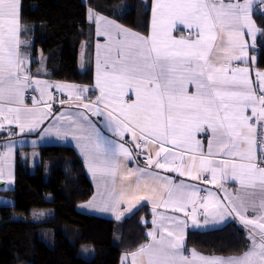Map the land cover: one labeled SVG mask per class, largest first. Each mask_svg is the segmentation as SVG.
I'll list each match as a JSON object with an SVG mask.
<instances>
[{
	"label": "snow or ice",
	"instance_id": "6c2138e0",
	"mask_svg": "<svg viewBox=\"0 0 264 264\" xmlns=\"http://www.w3.org/2000/svg\"><path fill=\"white\" fill-rule=\"evenodd\" d=\"M251 4L252 0L244 3L156 0L150 35L131 32L114 21H107L104 31L99 33L108 36L109 44L103 68L99 54L97 60L96 87L100 95L95 104L104 105V109L95 107L94 114L104 115L109 130L117 136L130 133L132 140L142 142L144 147L155 146L156 159L149 152V165L193 180L201 179L202 173H210V183L229 178L239 183L234 196L219 199L208 192L201 198L195 185L177 184L143 168L125 172L121 158L131 159V153L123 143L105 138L90 123L85 127L83 122L73 121L81 133L74 138L88 170L94 177L99 176L107 189V196L100 203L90 202L89 207L113 212L119 220L124 215L119 211L121 203H126L125 211L131 213L142 200L153 202L154 229L148 233L151 242L131 254L132 264H264V167L259 166L256 154L257 126L261 129L259 146L264 151V72L256 73V88L247 67H232L233 61L245 60L248 55L244 30L252 36L253 47L255 34L261 31L252 21ZM19 21L20 0H0V128L7 122L16 124L24 133L43 123L50 106L45 104L41 109L35 100L33 107L24 104V91L30 86L31 78L25 74V60L19 52ZM179 26L189 30L188 37L173 36ZM31 83L49 87L39 80ZM189 85L195 91L190 92ZM38 90L43 100L45 89ZM129 91L135 94L130 103L125 100ZM82 106L93 109L91 104ZM248 109L251 116L246 115ZM53 131L57 136L69 134L59 127L45 129L43 134ZM209 133L205 154L197 136ZM12 152L9 145L0 154V160L9 159ZM219 156L223 158L218 159ZM3 176L4 170L0 168V179ZM8 176L11 183V172ZM118 176L121 181L136 176L135 188L121 183L117 189ZM141 191L147 194L139 195ZM189 204L192 205L190 218L196 227H201L196 219L197 206L203 209L204 225L235 217L249 226L252 241L249 249L240 256L227 258L203 256L194 249L190 258L184 256L187 220L158 213L157 208H171L187 217ZM249 209H258V216L249 218Z\"/></svg>",
	"mask_w": 264,
	"mask_h": 264
},
{
	"label": "trees",
	"instance_id": "16d2710c",
	"mask_svg": "<svg viewBox=\"0 0 264 264\" xmlns=\"http://www.w3.org/2000/svg\"><path fill=\"white\" fill-rule=\"evenodd\" d=\"M23 1L30 13L24 26L30 31L33 54H44L49 77L88 85L93 83L94 68L80 69L79 51L84 40L94 41L92 10L146 33L152 2ZM120 7L122 13L116 9ZM254 19L261 30L257 64L264 71V3L254 11ZM5 139L0 135V142ZM93 194L86 165L73 147H41L36 164L28 153H19L14 187L0 192L14 200L13 206H0V264H120L122 254L134 250L133 244L144 242L148 235H142L144 227L137 212L123 222L80 212L78 205ZM36 208H50L53 213L41 221L33 220ZM186 245L208 255H242L250 240L244 226L231 223L218 231L190 232Z\"/></svg>",
	"mask_w": 264,
	"mask_h": 264
},
{
	"label": "crops",
	"instance_id": "0c3cea01",
	"mask_svg": "<svg viewBox=\"0 0 264 264\" xmlns=\"http://www.w3.org/2000/svg\"><path fill=\"white\" fill-rule=\"evenodd\" d=\"M147 1V0H146ZM156 0H152L151 8H150V16H149V26L148 31L142 32L132 28L121 22L119 19L111 17L109 15H104L98 13L96 10H92L91 21L95 25V34H94V41L90 38L84 40L80 46L79 51V58H80V69L85 71L89 68V66H93L94 68V80L92 85L88 84H80L75 82H66V81H57L49 77V70L47 65V59L43 53H38L37 57L33 54V43L30 37V31L28 28L24 26V22L29 21V10L26 8L25 3L23 0H20V30H19V41L21 42L19 45V52L20 56L25 60L24 64V71L31 80L30 86L27 87L24 91V104L28 107H33V100L37 101V106L41 109L45 108V104L50 106V110L46 118L44 119L43 123H41L34 131L32 132H24L21 133L19 127L16 124H7L4 122V127L0 128V135L6 137L5 141L0 142V154L5 153L7 147L11 145L13 148V152L11 157L7 160H0V168L4 170V176L0 179V192L11 190L14 187V182L16 179V162L17 156L19 153L30 155L31 161L35 164L38 162V154L39 149L44 146L50 145H63V146H70L73 147L83 159L87 173L92 180L94 185V194L90 200L80 203L78 205V210L84 214L103 217L109 220H114L116 222H123L124 220L133 216L134 213H139V221L142 223L144 227L142 231L148 235L149 232L153 231L154 225L152 224L153 216V202L148 200H142L136 207L132 210L131 213L125 211L128 207L126 203H121L119 207V211L124 213L121 219H116V215L113 212H102L99 211L95 207H89L90 202L100 203L103 198L107 196V189L104 186L103 181L99 176H93L92 172L88 170L87 161L85 159L84 154L81 151L79 146L78 140L74 137L80 136L81 133L74 127L73 121H81L85 124V127L88 126L90 123L91 125L95 126V128L99 129L102 136L109 140H114L117 143H123L125 147L131 153V159L125 160L121 158V162L123 165V169L125 172L127 170L135 171L137 169L143 168L146 169L148 172H152L160 177H167L175 181L177 184L183 182L185 184L195 185L200 189V197L203 198L207 196L208 192L214 193L217 198L223 199L226 195L234 196L239 190V183L233 179H225L219 181L217 184L210 183L211 175L210 173H202L201 179L193 180L191 177L188 176H180L179 173L170 171L168 169H159L156 168L155 165H149L147 163L149 152H151L153 159L155 157V151L157 148L155 146L149 145L148 147H144L143 143L140 141H133L131 138L130 133H124L123 136H117L113 131L109 130L107 124V118L104 115H96L94 114L95 107L101 108L103 111L104 105H96V97L100 95L99 89L96 87V73H97V60L99 54V60L101 67L103 68V60H104V53L106 50V46L109 44L108 36L101 35L106 27L107 21H114L116 24L122 26L125 29H128L131 32L138 33L143 36H148L151 34V22H152V9L153 5L155 4ZM229 2H236V0H224V3ZM240 3H244V0H239ZM263 3L260 0H252L251 4V18L254 22L255 28L259 29L255 19L252 16L254 11L257 7H261ZM118 9V13H122L124 10L123 8H116ZM25 27V28H24ZM260 30V29H259ZM244 39L248 43L247 48V58L241 61H233L232 67H247L250 72V78L253 81V86L258 88L257 77L256 73L258 71L264 72L262 69L258 67V55H259V42L261 39V31L256 32L255 34V45L252 46V36L248 34L247 29L244 30ZM189 30L184 28L183 26H179L178 30L173 31V36L177 39L181 37H188ZM192 35L194 38L195 30L192 31ZM90 47L92 49L90 50ZM216 54L213 53V58L215 59ZM254 58V59H252ZM39 80L45 82L49 87L45 88V84L42 83L41 85L37 86L35 83H31V81ZM66 86V87H65ZM38 88L45 89L43 100H41V92ZM83 89H87L83 91ZM189 91H195L194 86L189 85ZM260 94L259 92L257 93ZM79 97L80 99H77ZM135 99L134 92L129 91L128 95L125 96V100L127 102H131ZM83 104H91L93 105V109H86L82 105ZM83 113V116L80 115ZM246 115L251 116V109H248ZM64 117V119H61ZM84 117H87V121L84 120ZM255 125V120L252 121ZM59 127L62 132L69 133L66 136H57L55 131L48 135H44V130L48 128L55 129ZM260 127L257 126V149L256 154L259 160L264 156V151L260 148ZM198 139L201 140L203 145V150L205 154H207V143L208 140L211 138L210 133L205 136L204 134H198ZM140 143V147L138 148L136 145ZM166 147H171L170 145H165ZM177 151H179L177 149ZM37 152V153H36ZM218 159L223 158L222 156L217 157ZM161 162H163L161 160ZM260 166V165H259ZM262 167V166H260ZM11 172V183H9V176L8 173ZM136 176L130 177L128 180L121 181L120 177H117L116 180V187L119 189L121 183L128 185L130 184L132 188H135L136 185ZM151 183V182H150ZM222 185V187L220 186ZM109 188L111 185L108 186ZM7 189V190H5ZM226 190V191H225ZM251 191V190H249ZM145 191H141L139 195H146ZM8 197L6 195H0V198ZM9 198V197H8ZM164 199H167V196H164ZM160 201L158 200L157 203ZM202 202V201H201ZM227 201H225L226 203ZM3 204V203H1ZM14 203H6L0 206H13ZM191 209L192 205H188V216L186 217L182 212H175L171 208L164 209V208H157L158 213H163L169 216H178L182 220H187V227L185 229V240H184V250L183 255L187 257H191V250H195L198 254L203 256H222V257H230V256H240V255H218V254H204L198 251L195 248L187 249L186 240L190 232H200V233H207L212 231H218L231 223H239L247 230L248 238L250 240L251 245V238L249 236V232L251 228L249 226L243 225L237 218L229 217L226 221L215 223L210 222L208 225H204L205 215L203 209L197 206V214L196 219L201 225V227H196L192 224L191 221ZM259 210L253 211L249 209L247 212V216L249 218H255L258 216ZM52 215V212L48 211L47 217ZM211 221V218H209ZM157 236H159V230L157 229ZM141 235V236H142ZM151 242V237L148 235L144 242L134 243L133 245L136 246L134 250L127 251L122 254L120 258V264H132V256L131 254L136 252L141 245L147 244ZM87 255H92L91 253Z\"/></svg>",
	"mask_w": 264,
	"mask_h": 264
},
{
	"label": "rangeland",
	"instance_id": "374dc122",
	"mask_svg": "<svg viewBox=\"0 0 264 264\" xmlns=\"http://www.w3.org/2000/svg\"><path fill=\"white\" fill-rule=\"evenodd\" d=\"M252 16L254 18V14L253 13H252ZM37 154L39 156V153H37ZM38 161H39V158H38ZM50 198H51V196H50ZM11 202L14 203V200L11 197H9V198L8 197L0 198V205L6 204V203H11ZM1 203H3V204H1ZM48 211L53 213V210L50 209V208H45V209L44 208L43 209L42 208H36V209L32 210V219L33 220H37V221H41V220L45 219V217H47ZM33 213H36L37 215L34 216ZM19 218H21V217H19ZM48 243H49V241H48Z\"/></svg>",
	"mask_w": 264,
	"mask_h": 264
},
{
	"label": "built area",
	"instance_id": "2783aa9c",
	"mask_svg": "<svg viewBox=\"0 0 264 264\" xmlns=\"http://www.w3.org/2000/svg\"><path fill=\"white\" fill-rule=\"evenodd\" d=\"M262 158H264V156ZM262 158L259 160L258 163H259L260 166L264 167V162H261Z\"/></svg>",
	"mask_w": 264,
	"mask_h": 264
}]
</instances>
